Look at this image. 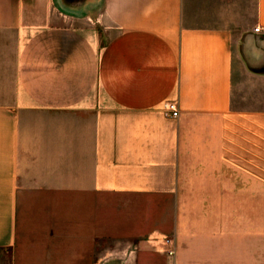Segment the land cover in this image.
Segmentation results:
<instances>
[{
  "label": "crops",
  "instance_id": "0c3cea01",
  "mask_svg": "<svg viewBox=\"0 0 264 264\" xmlns=\"http://www.w3.org/2000/svg\"><path fill=\"white\" fill-rule=\"evenodd\" d=\"M256 25L264 0H0V264H264Z\"/></svg>",
  "mask_w": 264,
  "mask_h": 264
},
{
  "label": "built area",
  "instance_id": "2783aa9c",
  "mask_svg": "<svg viewBox=\"0 0 264 264\" xmlns=\"http://www.w3.org/2000/svg\"><path fill=\"white\" fill-rule=\"evenodd\" d=\"M255 30L264 31V25H256ZM167 112L172 115L178 114V105L175 100H168L164 105ZM147 241L151 242V244L158 250L165 252L166 254L173 256L175 254V239L173 235L162 232V231H153L149 233L147 236Z\"/></svg>",
  "mask_w": 264,
  "mask_h": 264
},
{
  "label": "rangeland",
  "instance_id": "374dc122",
  "mask_svg": "<svg viewBox=\"0 0 264 264\" xmlns=\"http://www.w3.org/2000/svg\"><path fill=\"white\" fill-rule=\"evenodd\" d=\"M260 208H261V254L262 257H264V201H261Z\"/></svg>",
  "mask_w": 264,
  "mask_h": 264
}]
</instances>
